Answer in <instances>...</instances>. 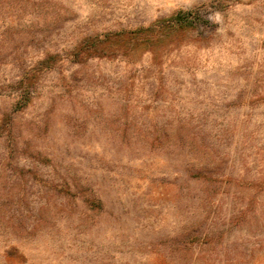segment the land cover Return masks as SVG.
I'll return each mask as SVG.
<instances>
[{"label": "rangeland", "instance_id": "obj_1", "mask_svg": "<svg viewBox=\"0 0 264 264\" xmlns=\"http://www.w3.org/2000/svg\"><path fill=\"white\" fill-rule=\"evenodd\" d=\"M0 264H264V0H0Z\"/></svg>", "mask_w": 264, "mask_h": 264}, {"label": "trees", "instance_id": "obj_2", "mask_svg": "<svg viewBox=\"0 0 264 264\" xmlns=\"http://www.w3.org/2000/svg\"><path fill=\"white\" fill-rule=\"evenodd\" d=\"M192 15L189 12H180L173 19L172 22L169 23V28H184L188 26L190 23L189 16ZM25 100V97L23 98Z\"/></svg>", "mask_w": 264, "mask_h": 264}, {"label": "clouds", "instance_id": "obj_3", "mask_svg": "<svg viewBox=\"0 0 264 264\" xmlns=\"http://www.w3.org/2000/svg\"><path fill=\"white\" fill-rule=\"evenodd\" d=\"M210 19H212V17H210ZM219 21H220V14L219 13H216L215 14V21L214 22L219 23ZM218 31H219V29H218Z\"/></svg>", "mask_w": 264, "mask_h": 264}]
</instances>
